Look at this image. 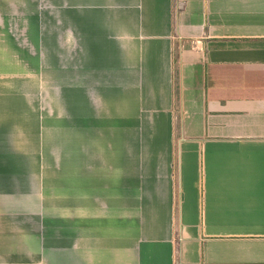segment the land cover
Listing matches in <instances>:
<instances>
[{
	"label": "crops",
	"instance_id": "1",
	"mask_svg": "<svg viewBox=\"0 0 264 264\" xmlns=\"http://www.w3.org/2000/svg\"><path fill=\"white\" fill-rule=\"evenodd\" d=\"M0 264H264V0H0Z\"/></svg>",
	"mask_w": 264,
	"mask_h": 264
}]
</instances>
